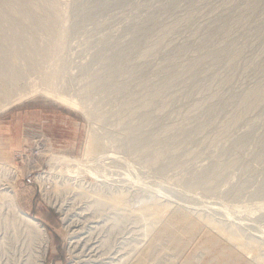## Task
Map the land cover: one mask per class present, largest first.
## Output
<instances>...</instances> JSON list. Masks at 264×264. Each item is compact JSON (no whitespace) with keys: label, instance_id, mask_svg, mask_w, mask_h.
<instances>
[{"label":"rangeland","instance_id":"rangeland-1","mask_svg":"<svg viewBox=\"0 0 264 264\" xmlns=\"http://www.w3.org/2000/svg\"><path fill=\"white\" fill-rule=\"evenodd\" d=\"M53 1L37 12L53 28L29 30L30 19L21 20L41 56L25 54L13 71L9 63L21 80L10 99L0 89V107L21 101L0 112V264L41 260L42 242L4 196L13 179L18 208L46 233L44 264H93L102 254L103 264H263L264 102L245 114L242 101L256 89L264 97V0H124L87 24L72 15L77 0ZM1 15L6 38L16 28ZM90 79L103 88L88 87ZM130 134L142 152L131 149ZM105 155L112 159L98 161ZM40 180L58 209L44 202ZM155 198L170 203L159 225L143 208ZM238 230L243 240L232 241Z\"/></svg>","mask_w":264,"mask_h":264},{"label":"bare ground","instance_id":"bare-ground-1","mask_svg":"<svg viewBox=\"0 0 264 264\" xmlns=\"http://www.w3.org/2000/svg\"><path fill=\"white\" fill-rule=\"evenodd\" d=\"M76 1V0H75ZM122 1H123V3H122ZM145 1V0H144ZM13 2L14 3H16V4H18L17 5V7L15 6V7H13V6H11L10 4H8L9 3V1H7V0H0V10L1 11H3L4 12V15H3V17H8L9 19H11L12 20V22H7V24L9 23L10 24V26L11 27H14V28H16L15 29V31L13 30V33H12V35L10 36L9 34V37H8V35H7V37L5 38V36H3V34H2V32L0 31V89L2 90V92L1 93H3L2 95H4V98H6L10 93L12 94L13 92H11L14 88H16V86L18 85V83H17V79H19V80H21V77L18 75L19 73V71L17 70V73H14V72H12L13 71V67L15 66V65H13V64H15V63H17V61H19L20 59L21 60H23L24 58V56H26L27 55V53H28V55H29V53H30V55L31 56H33V57H35L37 54H39V53H36L37 51H34V49H33V44H31V42H34V41H32V40H30V43L28 42V39L30 38L29 36V38H27V39H24V37H23V35L25 34V30H24V28L23 27H25L24 26V23L22 24V22H21V20L22 19H30V21H31V23H30V21H29V23H28V21H27V23L29 24H27L25 21H26V19H25V23L29 26H27L26 24V26L28 27V28H31V29H29V30H33L32 28L34 27L35 29H47L48 27L50 28L51 26H52V22H50V21H48V22H50V23H45V22H43L42 20H40L39 18H38V16H37V12H40V11H42L41 9L43 8L42 6H44V5H50L52 2H54L53 0H13ZM57 3V2H56ZM132 3V2H131ZM159 3V2H158ZM164 3V2H163ZM15 4V5H16ZM120 4H124V0H77V3L75 4L76 6H73L74 7V9H73V11H74V13L72 14V15H74V19L79 23V22H86V20H90L91 21V19H95V17H98L99 15H101V14H104L105 13V11L106 10H108L110 7H112V6H118V5H120ZM146 4V3H145ZM161 5V4H160ZM54 7H55V5H53ZM130 6V5H129ZM151 6V5H150ZM153 6V5H152ZM170 6V5H169ZM49 7V6H48ZM58 7V6H57ZM131 7V6H130ZM134 7H135V5H134ZM155 7V6H154ZM47 8V7H46ZM70 8V7H69ZM252 8H253V6H252ZM48 9V8H47ZM126 9V8H125ZM137 9V8H136ZM40 10V11H39ZM53 9H52V7H50L49 8V12L50 11H52ZM250 10H251V8H250ZM54 11V10H53ZM110 11V10H109ZM246 11V10H245ZM45 12V10L43 9V13ZM48 12V11H47ZM46 12V13H47ZM47 13L46 15L49 17V16H53V14H51V15H49L50 13ZM55 12V11H54ZM119 12V11H118ZM128 12V11H127ZM248 12V11H247ZM247 12L246 13H242L243 15H242V17L240 18L239 17V19L237 18V20L235 21V23H234V28H237V27H240L241 25H242V23H243V21H244V19H245V17H246V15H247ZM39 14V13H38ZM71 14V13H70ZM248 14H250V13H248ZM6 15V16H5ZM44 15V14H43ZM115 15V14H114ZM132 15V14H131ZM106 16V15H105ZM110 16V15H109ZM1 18H2V15L0 16ZM247 17H248V15H247ZM45 18V17H44ZM50 18V17H49ZM53 18V17H52ZM52 18L50 19V20H52ZM117 18V17H116ZM120 18V17H119ZM43 19V18H42ZM74 20V21H75ZM100 20V19H99ZM104 20V19H103ZM123 20V19H122ZM57 21V20H56ZM75 21V22H76ZM102 21V20H101ZM125 21V20H124ZM123 21V22H124ZM92 22V21H91ZM96 22V21H95ZM99 22V21H98ZM117 22H119V21H117ZM3 23V22H2ZM94 23V22H93ZM100 23V22H99ZM126 23V22H125ZM8 24V25H9ZM53 24H55V22L53 23ZM59 24V23H58ZM85 24H87V22L85 23ZM85 24H82L81 23V25H83V26H85ZM103 24V23H102ZM123 24V23H122ZM4 25V24H3ZM57 25V24H56ZM76 25V24H75ZM91 25H92V23H91ZM121 25V24H120ZM9 26V27H10ZM55 26V25H54ZM77 26V25H76ZM87 26V25H86ZM93 26V25H92ZM105 26V25H104ZM103 26V27H104ZM129 26V25H128ZM232 26V25H231ZM10 27V28H11ZM59 28H60V26H58ZM139 27H140V25H139ZM232 27V28H233ZM6 28V27H5ZM22 28H23V30H22ZM51 28H53V27H51ZM78 28V27H77ZM77 28H76V30H77ZM12 29V28H11ZM34 29V30H35ZM82 29V28H81ZM80 29V30H81ZM94 29H95V27H94ZM94 29H93V32H94ZM98 29V28H97ZM96 29V30H97ZM28 30V31H29ZM63 30V29H62ZM73 30V29H72ZM107 30V29H106ZM136 30V29H135ZM149 30V29H148ZM12 31V30H11ZM27 31V32H28ZM105 31V30H104ZM128 31V30H127ZM65 32V31H64ZM74 32V31H73ZM79 32V31H78ZM84 32V31H83ZM97 32H101V31H97ZM122 32V31H121ZM148 32V31H147ZM11 33V32H10ZM29 33H32V31H30V32H28V34ZM40 33V32H39ZM70 33V32H69ZM75 33H77V32H75ZM104 33V32H103ZM131 33V32H130ZM27 33L25 34L26 35V37H27V35H28ZM44 34V33H43ZM65 34V33H64ZM89 34V33H88ZM24 35V36H25ZM38 35V34H37ZM76 35V34H75ZM99 35V34H98ZM125 35V34H124ZM127 35V34H126ZM133 35H134V33H133ZM32 36H33V34H32ZM61 36H62V34H61ZM60 36V37H61ZM68 36V35H67ZM79 36V35H78ZM90 36V35H89ZM96 36V35H95ZM103 36H104V34H103ZM106 36H109V35H106ZM112 36V35H111ZM143 36V31L142 30H140V31H138L136 34H135V37L133 38V40L131 41V45H137L138 44V42L140 41V39H141V37ZM62 37H64V36H62ZM62 37H61V39H62ZM69 37V36H68ZM76 37V36H75ZM101 37V36H100ZM98 38V37H97ZM128 38V37H127ZM126 38V39H127ZM32 39V38H31ZM38 39V38H37ZM41 39V38H40ZM64 39V38H63ZM124 39V38H123ZM27 41L28 43H26L25 41ZM43 40V39H42ZM47 40V39H46ZM100 40V39H99ZM106 40V39H105ZM64 41V40H63ZM49 42V41H48ZM103 42V41H102ZM106 42V41H105ZM35 43V42H34ZM38 43V42H37ZM41 43V42H40ZM47 43V42H46ZM89 43V42H88ZM98 43V42H97ZM101 43V42H100ZM104 43V42H103ZM49 44V43H48ZM47 44V45H48ZM93 44V43H92ZM107 44V43H106ZM110 44V43H109ZM46 45V44H45ZM87 45H89V44H87ZM97 45V44H96ZM101 45V44H100ZM90 46V45H89ZM93 47H94V45H92ZM98 46V45H97ZM138 46V45H137ZM55 47V46H54ZM98 47H100V46H98ZM111 47V46H110ZM113 47V46H112ZM47 48V47H46ZM134 48H136V47H134ZM37 49V48H36ZM35 49V50H36ZM45 49V48H44ZM90 49H91V47H90ZM128 49V48H127ZM133 49V48H132ZM114 50V49H113ZM134 50V49H133ZM156 50V49H155ZM93 51V50H92ZM112 51V50H111ZM119 51V50H118ZM148 51V50H147ZM38 52H42V51H38ZM43 52H45V51H43ZM42 52V53H43ZM49 52V51H48ZM81 52V51H80ZM87 52V51H86ZM100 52V51H99ZM144 52V51H143ZM146 52V51H145ZM82 53V52H81ZM93 53V52H92ZM102 53V52H101ZM108 53V52H107ZM124 53V52H123ZM123 53L121 52V54L119 53V54H113L114 55V57H113V60H112V62H111V67H113V70H115V67H116V62H120L121 61V57H123ZM26 54V55H25ZM44 54V53H43ZM52 54V53H51ZM96 54V53H95ZM45 55V54H44ZM46 55H48L47 53H46ZM92 55V54H91ZM136 55V54H135ZM41 55L39 54V57H40ZM50 56V55H49ZM99 56H100V54H99ZM98 56V57H99ZM130 56V55H129ZM151 56V55H150ZM27 57H29V58H31L30 56H27ZM26 57V58H27ZM37 57V56H36ZM35 57V58H36ZM45 57V56H44ZM44 57H41V58H44ZM51 57V56H50ZM96 57V56H95ZM23 58V59H22ZM38 58V57H37ZM48 58V57H47ZM92 58V57H91ZM107 58H110V57H107ZM49 59V58H48ZM94 59V58H93ZM96 59V58H95ZM94 59V60H95ZM133 59V58H132ZM141 59V58H140ZM32 60V59H31ZM31 60H26L25 59V61H27L26 63H27V66L25 67V68H27L26 70H30V69H33L32 67H33V61H34V59L31 61ZM41 60V59H40ZM99 60V59H98ZM97 60V61H98ZM104 60V59H103ZM120 60V61H119ZM136 60V59H135ZM3 61H7V64L9 65V63H11L13 66L10 68V65L7 67V64H6V66L4 65L5 64V62L3 63ZM24 61V60H23ZM43 62V61H42ZM109 62V61H108ZM108 62L106 63V67H107V64H108ZM125 62V61H124ZM138 63H139V61H137ZM19 63H20V61H19ZM25 63V64H26ZM35 63H36V61H35ZM132 63H133V61H132ZM137 63V64H138ZM142 63V62H141ZM88 64V63H87ZM97 64V63H96ZM24 65V64H23ZM38 65V64H37ZM36 65V66H37ZM101 65V64H100ZM110 65V64H109ZM118 65H119V63H118ZM19 66V65H18ZM17 67V66H16ZM16 67H15V71H16ZM38 67V66H37ZM81 67V66H80ZM85 67V66H84ZM87 67V66H86ZM91 67V66H90ZM142 67V66H141ZM9 68H10V70L12 69V71H10L9 70ZM131 68H133V67H131ZM21 69V68H20ZM93 69V68H92ZM81 70V69H80ZM88 70V69H87ZM117 70V69H116ZM33 71V70H32ZM82 71V70H81ZM86 71V70H85ZM84 71V72H85ZM90 71V70H89ZM119 71V70H118ZM133 71V70H132ZM12 74H11V73ZM24 72H25V70H24ZM30 72V71H29ZM91 72V71H90ZM95 72V71H94ZM115 72V71H114ZM113 72V73H114ZM116 73V72H115ZM48 74V76H49V73H47ZM108 74V73H107ZM23 75V74H22ZM46 75V74H45ZM47 76V77H48ZM61 76V75H60ZM98 76V78H99V76L100 75H97ZM111 77H112V75H110ZM139 76V75H138ZM116 77V76H115ZM52 78V77H51ZM114 78V77H113ZM137 78V77H136ZM50 79V78H49ZM99 79H101V77L99 78ZM99 79H90L91 81H90V84L88 85V87H90V88H99L100 86H99V82H100V80ZM45 81H46V79H45ZM53 81H54V79H53ZM133 81V80H132ZM16 82V83H15ZM135 82V81H134ZM128 83V82H127ZM14 84H17V85H15L14 86ZM115 84V83H114ZM132 85H134V84H132ZM99 86V87H98ZM112 86H113V84H112ZM14 87V88H13ZM48 87H49V85H48ZM54 87V86H53ZM102 87V86H101ZM100 87V88H101ZM117 87V86H116ZM13 88V89H12ZM55 88V87H54ZM100 88H99V90H100ZM103 88V87H102ZM108 88V87H107ZM88 89V88H87ZM116 89V88H115ZM261 89V88H260ZM263 89V88H262ZM15 90V89H14ZM13 90V91H14ZM17 90V89H16ZM91 90V89H90ZM94 90V89H93ZM104 90V89H103ZM89 91V90H88ZM96 91H97V89H96ZM115 91V90H114ZM263 91V90H262ZM100 92V91H99ZM110 92V91H109ZM94 93V92H93ZM96 93V92H95ZM105 93V92H104ZM119 93V92H118ZM21 94V93H20ZM20 94H17V95H20ZM90 94V93H89ZM97 94V93H96ZM263 94V93H262ZM261 94V95H262ZM22 95V94H21ZM88 95V94H87ZM90 95H92V94H90ZM89 95V96H90ZM261 95H260V91L258 90V89H256V90H254V91H252V92H250L249 93V95H248V97H247V99H244L245 101H242L243 102V111H244V113L246 114L249 110H252L253 108H257V107H260V105L264 102V100H263V98L264 97H261ZM10 96V95H9ZM8 96V97H9ZM13 96H15V95H13ZM23 96V95H22ZM25 96H27V95H25ZM24 96V97H25ZM98 96V95H97ZM101 96V95H100ZM18 97V96H17ZM56 97H60V95H58V96H56ZM103 97V96H102ZM215 97H217V96H215ZM22 97H20V99H21ZM67 98V97H66ZM8 99H10V97L8 98ZM15 99V98H14ZM87 99V98H86ZM90 99V98H89ZM215 99V98H214ZM213 99V100H214ZM219 99V98H218ZM6 100H7V98H6ZM12 100V99H11ZM58 101H59V99H57ZM60 100L65 104H69L71 107H73V108H75V107H77V105H78V103L76 104L75 102H69V100L67 101L65 98H60ZM84 100V99H83ZM109 100H111V99H109ZM218 101V100H217ZM220 101V100H219ZM218 101V102H219ZM5 102V101H4ZM6 102H8V101H6ZM4 103V106H2V107H0V112H6V111H8V110H10L11 108H13V107H15V106H17V105H19L20 104V102L21 101H19V99L18 100H16V101H12V102H8V103ZM84 103V102H83ZM86 103V102H85ZM6 104V105H5ZM80 104V103H79ZM94 104V103H93ZM213 104V103H212ZM216 104V103H215ZM215 104H214V106H215ZM242 104V103H241ZM63 105V104H62ZM79 106V105H78ZM86 106V105H85ZM211 107H212V105H210ZM70 107V108H71ZM220 107V106H219ZM223 107V106H222ZM221 107V108H222ZM91 108V107H90ZM100 108V107H99ZM208 108V107H207ZM96 109V108H95ZM216 109V108H215ZM217 109H220V108H217ZM259 109V108H258ZM212 110V109H211ZM208 111V110H207ZM85 112V111H84ZM94 112V111H93ZM96 112V111H95ZM210 112V111H209ZM208 112V113H209ZM214 112V111H213ZM249 113V112H248ZM103 114V113H102ZM212 114V113H211ZM147 115V114H146ZM207 115V114H206ZM95 116V115H94ZM144 116V115H143ZM148 116V115H147ZM146 116V117H147ZM243 115H241V117H242ZM97 117V116H96ZM145 117V118H146ZM210 117V116H209ZM212 117H213V115H212ZM244 117V116H243ZM93 118V117H92ZM236 118V117H235ZM234 118V119H235ZM240 118V117H239ZM239 118L238 119H236V121L237 122H240V121H238L239 120ZM144 119V118H143ZM150 119V118H149ZM155 120V119H154ZM152 121V120H151ZM156 121V120H155ZM234 123V122H233ZM234 125V124H233ZM154 127V126H153ZM134 130V129H133ZM249 130V129H248ZM263 130V129H262ZM136 131V130H135ZM134 131H132V133H133ZM246 132V131H245ZM146 133V132H145ZM247 133V132H246ZM250 134V133H249ZM248 134V135H249ZM246 135V134H245ZM264 135V134H263ZM252 137V136H251ZM260 137V136H259ZM89 138V140L90 139H92V137L90 138V137H88ZM245 138V137H244ZM261 138V137H260ZM258 139V138H257ZM256 139V140H257ZM88 140V141H89ZM95 140V139H94ZM144 140V139H143ZM255 140V141H256ZM263 140V139H262ZM92 141H93V139H92ZM237 141V140H236ZM250 141V140H249ZM259 141V140H258ZM90 143H92L91 141H89ZM145 142V141H144ZM148 142V141H147ZM242 142H244V141H242ZM264 142V141H263ZM90 143H88V144H90ZM239 143V142H238ZM253 143V142H252ZM128 144H129V146L131 147V149H133V150H135L136 148H138L137 149V151L139 150V146H140V144H139V142H137V139H135L134 137H131V134H130V138H129V142H128ZM142 144H144V143H142ZM146 144H148V143H146ZM243 144V143H242ZM241 144V145H242ZM254 144V143H253ZM257 144V143H256ZM259 144V143H258ZM139 145V146H138ZM90 146V147H89ZM88 147V149H91L92 147H91V144L89 145ZM93 150L95 149V151H97L96 149H99V145L97 144V143H94L93 145ZM126 146V145H125ZM244 146V145H243ZM127 147V146H126ZM260 147H261V145H260ZM129 148V147H128ZM127 148V149H128ZM143 148H144V146H143ZM149 148V147H148ZM147 148V149H148ZM141 149V148H140ZM146 149V150H147ZM92 150V151H93ZM136 151V152H137ZM140 151V150H139ZM264 151V150H263ZM133 152V151H132ZM140 152H142V151H140ZM89 153V150L87 151V154ZM138 155V154H137ZM87 155L85 154V157H86ZM89 156H90V154H89ZM89 156H87V157H89ZM261 156V155H260ZM260 156H259V158H260ZM263 156H264V154H263ZM263 156H261V157H263ZM52 157H54V156H52ZM86 157V158H87ZM85 158V159H86ZM264 158V157H263ZM53 159V158H52ZM54 159L56 160V162L57 161H61L62 163H68V165L69 164H73V166H77V162L79 161V160H75L74 158L72 159H70V158H68V157H66V156H56V157H54ZM82 159V158H81ZM99 160L98 161H100V160H105V162H108V161H106V160H108V159H112L111 158V156H107V155H105V156H102V157H100V158H98ZM264 160V159H263ZM51 161H53V160H51ZM75 161H77L76 163H75ZM80 162V161H79ZM58 163V162H57ZM85 163V162H84ZM59 164H60V162H59ZM80 164H82V162L80 163ZM58 165V164H57ZM59 166V165H58ZM198 167V166H197ZM201 168V167H200ZM208 168V167H207ZM206 168V169H207ZM72 170V169H71ZM198 171H200V170H198ZM13 172V171H12ZM11 172V173H12ZM11 178V177H10ZM9 178V179H10ZM6 180V179H5ZM41 181V180H40ZM39 181V182H40ZM8 182V183H7ZM7 184L9 185V189L10 190H8L7 188H5L4 190H8V192H7V194L5 193L4 194V196L5 197H7V199H8V201H9V203H10V206L12 207V209L14 210L13 212H15L16 213V216H18V218L22 221V223L25 225V227H27V230L29 229V231H30V233H32L33 234V236H34V238H36V239H38L39 240V242L41 241L42 242V253H41V260L39 261V263L40 264H44V262H43V259H44V257H45V254H46V245L48 244L47 243V237H46V233H45V231H44V229H42L40 226H39V224H37L34 220H32L31 218H29L27 215H25V213H23V211H21L19 208H18V206H17V203H16V201H15V194L13 193V191L11 190V187H12V185H13V183H14V179L13 180H10V181H8L7 180ZM46 182V181H45ZM45 182H40V184L39 185H41V187L42 188H44V185L46 186V183ZM122 182V181H121ZM62 185V184H61ZM61 185H59V186H61ZM6 186V185H5ZM63 186V185H62ZM50 188V187H49ZM59 188V187H58ZM62 189V188H61ZM117 189V188H116ZM58 191V190H57ZM63 191V190H62ZM49 191H47V188H44V193H43V200H44V202L48 205V206H50V207H52V208H56V209H58V207L59 206H55V203H53L54 201H50V199H49V197H48V195L47 194H49L48 193ZM51 194V193H50ZM56 194V193H55ZM114 194V193H113ZM155 195V194H154ZM156 195H159V194H156ZM155 195V196H156ZM2 196V195H1ZM52 196V195H51ZM115 196V195H114ZM120 196V195H119ZM162 196V195H161ZM3 197V196H2ZM56 197V196H55ZM154 197V196H153ZM164 197V196H163ZM51 198V197H50ZM118 198H120V197H118ZM161 198V197H160ZM57 199V198H56ZM116 199V198H115ZM123 198H121L120 200H119V202L122 200ZM164 199V198H163ZM53 200V199H52ZM153 200V199H152ZM151 200V201H152ZM157 198H155V202L154 203H152L150 206H149V204L151 203H149V204H145V205H143L144 207V209H146V210H148V209H151V211H153L154 213H153V216H151V217H153L154 218V220H153V223H155L154 225H159V223L163 220V218H164V216L166 215L167 216V213L169 212V210H170V208H169V206L170 205H168V204H170L169 203V201L167 202V203H164L163 202V204H160L159 202H157V201H159V200H157ZM167 200H168V197H167ZM114 201V200H113ZM147 201V200H146ZM165 201H166V198H165ZM116 203H118V202H116ZM162 203V202H161ZM112 204H113V202H112ZM115 204V203H114ZM121 204H119V206H120ZM140 207V206H139ZM212 207H214V206H212ZM216 207V206H215ZM121 208H122V206H121ZM143 209V210H144ZM211 210H214V209H211ZM150 211V213H152ZM136 212V211H135ZM149 212V211H148ZM141 213V212H140ZM222 213V212H221ZM79 214V213H78ZM136 215H140L141 216V214H136ZM145 215V214H144ZM150 217V216H149ZM205 221V220H204ZM92 222V221H91ZM84 223V222H83ZM207 223V222H206ZM90 224V223H89ZM153 225V224H152ZM153 225V226H154ZM166 225H168V226H177V224H175V223H171V222H167L166 223ZM233 226H234V224H232ZM230 226V225H229ZM242 226V225H241ZM78 227V226H77ZM88 227V226H87ZM155 227V226H154ZM243 227V226H242ZM88 228H90V227H88ZM151 228V227H150ZM238 228H240V227H237V229ZM94 229V228H93ZM231 229H233V228H231ZM236 229V230H237ZM90 232V231H89ZM148 232V231H147ZM239 232V230L236 232H231V233H229V236H230V238H231V240L232 241H241V240H243L242 239V235L240 234V232ZM263 236V235H262ZM88 241H86V243H87ZM250 242V241H249ZM89 243V242H88ZM251 243H255V244H261L260 242H258V240H252L251 241ZM93 246H94V244H93ZM259 246V245H258ZM85 247H86V245H85ZM97 247V246H96ZM94 248H95V246H94ZM93 250V249H92ZM95 251V250H94ZM97 251V250H96ZM98 252V251H97ZM89 253H90V251H89ZM92 254H94V253H92ZM102 254V253H101ZM116 254V253H115ZM90 255V254H89ZM95 255V254H94ZM103 255V254H102ZM102 255H97V256H94L96 259L94 260V262H93V264H103V261H104V259H103V257H104V255H103V257H102ZM112 256V255H111ZM111 256H109V257H111ZM91 257V256H90ZM101 257H102V259H103V261H101ZM105 257H107V256H105ZM113 257H115V255L113 256ZM119 257V256H118ZM121 257V256H120ZM123 257V256H122ZM106 259V258H105ZM114 259V258H113ZM119 259V258H118ZM122 259V258H121ZM121 259H119L120 261H121ZM91 260V259H90ZM107 260V259H106ZM110 260V259H109ZM116 260V259H115ZM105 262V261H104ZM108 262V261H107ZM114 261H112V263H113ZM104 264H106V263H104ZM109 264H111V263H109ZM263 264H264V261H263Z\"/></svg>","mask_w":264,"mask_h":264},{"label":"crops","instance_id":"crops-1","mask_svg":"<svg viewBox=\"0 0 264 264\" xmlns=\"http://www.w3.org/2000/svg\"><path fill=\"white\" fill-rule=\"evenodd\" d=\"M19 115H20V117H21L22 119L24 118L23 115H21V114H17V115L15 116V118H16V119L19 118ZM13 118H14V117H13ZM33 119H34V118L27 120V121H28V124H29V123H38L36 120H33ZM8 130H9V129H8ZM27 138H28V137H27ZM17 143L20 144V141L17 142ZM15 144H16V141L13 142V145H15ZM13 145H11L10 148H14V147H12Z\"/></svg>","mask_w":264,"mask_h":264}]
</instances>
